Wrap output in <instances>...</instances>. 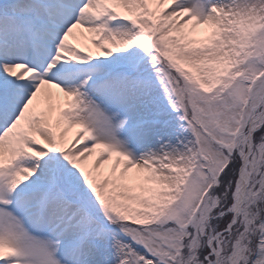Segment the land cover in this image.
I'll use <instances>...</instances> for the list:
<instances>
[{
    "label": "snow or ice",
    "instance_id": "6c2138e0",
    "mask_svg": "<svg viewBox=\"0 0 264 264\" xmlns=\"http://www.w3.org/2000/svg\"><path fill=\"white\" fill-rule=\"evenodd\" d=\"M0 264H264V0H0Z\"/></svg>",
    "mask_w": 264,
    "mask_h": 264
},
{
    "label": "rangeland",
    "instance_id": "374dc122",
    "mask_svg": "<svg viewBox=\"0 0 264 264\" xmlns=\"http://www.w3.org/2000/svg\"><path fill=\"white\" fill-rule=\"evenodd\" d=\"M73 132H75V129L70 130L69 135H71Z\"/></svg>",
    "mask_w": 264,
    "mask_h": 264
}]
</instances>
